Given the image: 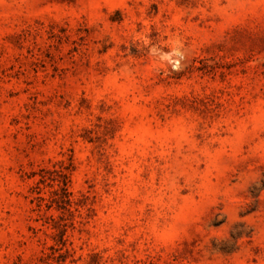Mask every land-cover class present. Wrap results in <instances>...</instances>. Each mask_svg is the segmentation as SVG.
Listing matches in <instances>:
<instances>
[{
	"label": "rangeland",
	"instance_id": "374dc122",
	"mask_svg": "<svg viewBox=\"0 0 264 264\" xmlns=\"http://www.w3.org/2000/svg\"><path fill=\"white\" fill-rule=\"evenodd\" d=\"M0 264H264V0H0Z\"/></svg>",
	"mask_w": 264,
	"mask_h": 264
},
{
	"label": "clouds",
	"instance_id": "9594fccd",
	"mask_svg": "<svg viewBox=\"0 0 264 264\" xmlns=\"http://www.w3.org/2000/svg\"><path fill=\"white\" fill-rule=\"evenodd\" d=\"M149 55L156 57L158 62L170 67L172 71H179L181 62L185 59V51L179 38L172 41L168 53H162L156 46H152L149 48Z\"/></svg>",
	"mask_w": 264,
	"mask_h": 264
}]
</instances>
